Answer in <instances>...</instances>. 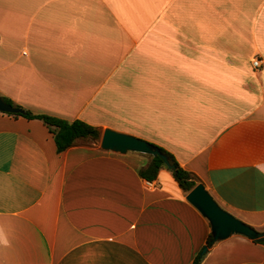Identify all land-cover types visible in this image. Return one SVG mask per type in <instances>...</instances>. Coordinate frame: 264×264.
<instances>
[{"label":"crops","instance_id":"1","mask_svg":"<svg viewBox=\"0 0 264 264\" xmlns=\"http://www.w3.org/2000/svg\"><path fill=\"white\" fill-rule=\"evenodd\" d=\"M0 95L165 148L264 230V0H0ZM99 143L57 152L0 111V264H191L207 245L170 169L147 180L149 154ZM199 264H264V245L234 233Z\"/></svg>","mask_w":264,"mask_h":264},{"label":"water","instance_id":"2","mask_svg":"<svg viewBox=\"0 0 264 264\" xmlns=\"http://www.w3.org/2000/svg\"><path fill=\"white\" fill-rule=\"evenodd\" d=\"M0 111L5 113H22L19 106L7 103L0 95ZM100 147L104 150L125 153L127 151L141 152L159 156L168 169H173L166 153L154 144L131 134L105 128L100 136ZM187 201L193 205L209 222L212 242L224 239L231 234H242L255 241H264V231H259L237 218L221 207L207 191L203 183L198 182L186 194ZM203 246L199 255L207 251Z\"/></svg>","mask_w":264,"mask_h":264},{"label":"trees","instance_id":"3","mask_svg":"<svg viewBox=\"0 0 264 264\" xmlns=\"http://www.w3.org/2000/svg\"><path fill=\"white\" fill-rule=\"evenodd\" d=\"M3 100L7 103L19 106L23 109L22 113H8L13 115H21L26 118H37L40 119L45 126L48 128L49 132L52 134L53 141L55 144V149L57 152L64 151L69 146H71L76 139H92L97 140L100 137V130L80 119L65 120L59 117L51 116L44 113H33L28 109H24L22 106L15 104L6 96H1ZM153 144V143H152ZM157 146L162 152L166 153L170 164L174 166L170 169L174 179L177 181L178 185L184 191H189L198 182V178L190 171L182 167L176 160L174 155L166 150L165 148ZM148 164L139 170L141 177L147 180H153L156 178L157 173L161 167H166L162 159L157 155H151ZM212 236L209 232L206 240V244L210 246L212 244ZM264 245V241H260ZM202 255L197 254L191 264H199Z\"/></svg>","mask_w":264,"mask_h":264},{"label":"built area","instance_id":"4","mask_svg":"<svg viewBox=\"0 0 264 264\" xmlns=\"http://www.w3.org/2000/svg\"><path fill=\"white\" fill-rule=\"evenodd\" d=\"M260 63H261V59H260V58L256 57V58H253V59H252V65H253L255 68L259 67Z\"/></svg>","mask_w":264,"mask_h":264},{"label":"rangeland","instance_id":"5","mask_svg":"<svg viewBox=\"0 0 264 264\" xmlns=\"http://www.w3.org/2000/svg\"><path fill=\"white\" fill-rule=\"evenodd\" d=\"M97 140H99V138H98ZM263 231H264V230H263Z\"/></svg>","mask_w":264,"mask_h":264}]
</instances>
